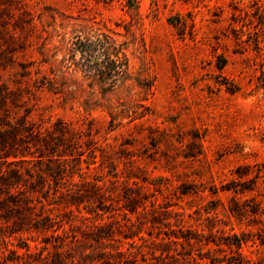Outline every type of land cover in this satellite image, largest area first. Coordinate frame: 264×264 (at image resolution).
<instances>
[{
	"label": "rangeland",
	"instance_id": "374dc122",
	"mask_svg": "<svg viewBox=\"0 0 264 264\" xmlns=\"http://www.w3.org/2000/svg\"><path fill=\"white\" fill-rule=\"evenodd\" d=\"M136 1L133 22L128 0H0V74L21 88L8 116L79 141L70 158L33 153L31 186L0 176V264H264V0ZM96 34L128 60L107 96L117 126L41 84L43 43ZM73 79L84 99L109 94V76Z\"/></svg>",
	"mask_w": 264,
	"mask_h": 264
},
{
	"label": "trees",
	"instance_id": "16d2710c",
	"mask_svg": "<svg viewBox=\"0 0 264 264\" xmlns=\"http://www.w3.org/2000/svg\"><path fill=\"white\" fill-rule=\"evenodd\" d=\"M127 7L132 21H138V2L136 0H128ZM101 39L107 47L105 53V70L97 68V64H94V60H97L95 48L100 44ZM59 43L58 47L55 46L50 49L47 47V42H45L43 46L38 49L39 54L42 56L40 63L48 64V71L51 75L44 76L41 84L45 86L48 91L60 97L62 105L67 106L71 103H78L86 111H92L96 107H101L106 110L107 114L110 116L111 125H120V123L116 122L121 118L123 111H118V106L111 102V97L107 98V96L114 93L115 87L119 86L118 83L121 79L124 82L129 77L127 71L128 60L125 54L120 52L121 45L108 34L101 35V38L97 34L95 36L87 35L84 39L78 37L75 41H69L62 37ZM54 51L63 53V58L58 60ZM77 53L80 54L81 62L75 59ZM22 68L24 75H27L30 81L31 72L26 66ZM76 71H81L83 76L87 78L99 77V73L100 75L104 74L105 76H109L110 82L107 86L109 94L104 95L102 100L93 98V93L91 97L84 99L80 95L82 90L77 89V86H75L73 75H75ZM42 85L36 87L41 88ZM71 88H74V90L70 91L69 89ZM20 91V87L16 90H11L4 80V75L0 74V112H3L0 113V146L3 144L4 151L9 150V148L17 151L0 157L1 166L12 165L14 167L11 170L6 169L4 171L1 167L0 176L3 177L5 175L4 173H13V175L18 178L21 177L22 171H25V174L30 179H25V183H23L22 186H31L34 183L31 179L33 175L28 173L29 171L28 168L25 167V164L32 162L31 158H33V156L31 155L33 153L37 154L34 158H37L39 162H53L60 160L62 157L70 158L73 157L75 153H78L74 150L79 141L74 140L73 127L67 123L58 122L54 124L51 130L45 129L47 134L45 136L41 129L34 130V123H30L31 119H29L28 116L31 111L27 112V115L23 118L16 119L15 117L11 118L8 116L10 107L8 102L15 104L16 101H13L11 97H15ZM21 100H23V98H21ZM119 105L123 106L121 104ZM5 137L10 139V141ZM32 149H34V152H32ZM44 151H50L48 152L50 155L44 156ZM10 156H12L13 160L8 159ZM37 178H40L39 174H37ZM47 219L50 220L49 217H47Z\"/></svg>",
	"mask_w": 264,
	"mask_h": 264
}]
</instances>
